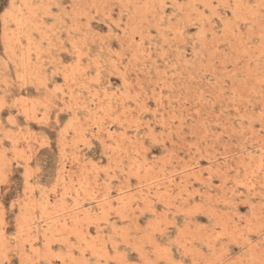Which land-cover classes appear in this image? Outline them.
<instances>
[{
    "label": "rangeland",
    "instance_id": "374dc122",
    "mask_svg": "<svg viewBox=\"0 0 264 264\" xmlns=\"http://www.w3.org/2000/svg\"><path fill=\"white\" fill-rule=\"evenodd\" d=\"M0 264H264V0H0Z\"/></svg>",
    "mask_w": 264,
    "mask_h": 264
},
{
    "label": "bare ground",
    "instance_id": "6f19581e",
    "mask_svg": "<svg viewBox=\"0 0 264 264\" xmlns=\"http://www.w3.org/2000/svg\"><path fill=\"white\" fill-rule=\"evenodd\" d=\"M119 90V89H118ZM13 243V242H12Z\"/></svg>",
    "mask_w": 264,
    "mask_h": 264
}]
</instances>
